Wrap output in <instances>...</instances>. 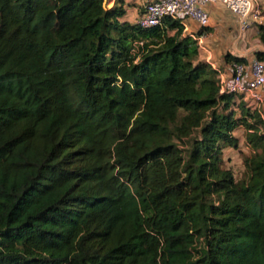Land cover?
<instances>
[{
	"label": "trees",
	"instance_id": "1",
	"mask_svg": "<svg viewBox=\"0 0 264 264\" xmlns=\"http://www.w3.org/2000/svg\"><path fill=\"white\" fill-rule=\"evenodd\" d=\"M123 13L0 0V264H264V120L179 19Z\"/></svg>",
	"mask_w": 264,
	"mask_h": 264
},
{
	"label": "crops",
	"instance_id": "2",
	"mask_svg": "<svg viewBox=\"0 0 264 264\" xmlns=\"http://www.w3.org/2000/svg\"><path fill=\"white\" fill-rule=\"evenodd\" d=\"M145 0H104V6L110 8L119 3L124 9L121 21L136 23L142 13V5ZM255 6L260 9L258 19L250 17L248 28L241 30L238 17L231 12L223 3L214 1L204 4L203 8L208 16V25L204 28L205 36L198 46V60L206 62L217 71L219 87L225 88L232 79L231 61L228 55L241 58L245 63L246 70L243 76L244 81L252 79L249 65L259 59L264 62V42L260 38V28H264V0H254ZM183 25V34L194 37L202 29L190 18L180 16L178 18ZM254 93L259 96L255 100L252 95L240 96L232 105L235 115H240L239 104H243L250 111L256 110L264 120V84L258 87ZM238 139V147H224L222 149L223 167H235L238 170L244 169L243 155L250 153L245 143V130L239 126L233 132ZM242 154V155H241Z\"/></svg>",
	"mask_w": 264,
	"mask_h": 264
},
{
	"label": "built area",
	"instance_id": "3",
	"mask_svg": "<svg viewBox=\"0 0 264 264\" xmlns=\"http://www.w3.org/2000/svg\"><path fill=\"white\" fill-rule=\"evenodd\" d=\"M214 1L223 3L238 17L241 30L248 28L250 17L258 19L260 16V9L255 6L254 0H145L136 23L142 27H149L161 24L165 17L178 19L185 16L195 21L202 29V32L193 37L199 46L205 36L204 28L208 25V16L203 6ZM246 67L243 62L232 61L231 82L225 88H221L220 92L237 96L252 95L258 101L260 98L254 91L264 84V62L255 59L250 63L252 79L249 81L243 80Z\"/></svg>",
	"mask_w": 264,
	"mask_h": 264
},
{
	"label": "rangeland",
	"instance_id": "4",
	"mask_svg": "<svg viewBox=\"0 0 264 264\" xmlns=\"http://www.w3.org/2000/svg\"><path fill=\"white\" fill-rule=\"evenodd\" d=\"M231 168H233V172H234V175H235L236 179H239L241 177L243 171L242 170H238L235 167H231Z\"/></svg>",
	"mask_w": 264,
	"mask_h": 264
}]
</instances>
